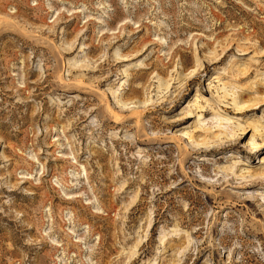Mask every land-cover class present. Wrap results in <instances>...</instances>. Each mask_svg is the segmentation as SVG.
Returning a JSON list of instances; mask_svg holds the SVG:
<instances>
[{"label": "rangeland", "instance_id": "rangeland-1", "mask_svg": "<svg viewBox=\"0 0 264 264\" xmlns=\"http://www.w3.org/2000/svg\"><path fill=\"white\" fill-rule=\"evenodd\" d=\"M0 264H264V0H0Z\"/></svg>", "mask_w": 264, "mask_h": 264}, {"label": "bare ground", "instance_id": "bare-ground-1", "mask_svg": "<svg viewBox=\"0 0 264 264\" xmlns=\"http://www.w3.org/2000/svg\"><path fill=\"white\" fill-rule=\"evenodd\" d=\"M234 103L236 104V108H237L239 114H242V113L245 114L246 112H250L252 110L253 111L254 110H260V108L262 106V105H258L256 103L248 104L245 101L243 102L242 100L239 103H236V102H234ZM224 116H225L224 118H228L229 117L227 115H224ZM198 117H200V115ZM122 122H123V119H121L120 117H117V116L114 117V124L121 125ZM235 124H236L235 122L230 121V123L228 124L227 127H231V125L233 126ZM218 126H219L218 128L221 129L219 133H220V135L222 136L223 139L229 140V139H232L235 136V133H233V130L231 131L229 128L223 127L222 123H220ZM203 144H205V143H203ZM249 144H250V150H255V149L257 150L259 148L256 145L255 138H252ZM161 240L163 242V239H161Z\"/></svg>", "mask_w": 264, "mask_h": 264}]
</instances>
